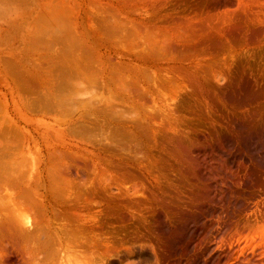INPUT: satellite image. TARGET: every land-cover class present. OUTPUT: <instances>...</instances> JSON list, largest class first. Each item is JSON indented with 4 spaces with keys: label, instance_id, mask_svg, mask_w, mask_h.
Returning a JSON list of instances; mask_svg holds the SVG:
<instances>
[{
    "label": "bare ground",
    "instance_id": "bare-ground-1",
    "mask_svg": "<svg viewBox=\"0 0 264 264\" xmlns=\"http://www.w3.org/2000/svg\"><path fill=\"white\" fill-rule=\"evenodd\" d=\"M88 2L132 43L88 70L69 264H264V0Z\"/></svg>",
    "mask_w": 264,
    "mask_h": 264
},
{
    "label": "rangeland",
    "instance_id": "rangeland-1",
    "mask_svg": "<svg viewBox=\"0 0 264 264\" xmlns=\"http://www.w3.org/2000/svg\"><path fill=\"white\" fill-rule=\"evenodd\" d=\"M88 3L0 0V260L3 246L15 243L17 256L36 264L50 252L55 260L46 264H69L72 136L87 127L88 70L99 87L110 49L132 43L122 33L105 39L96 8L98 24L89 22Z\"/></svg>",
    "mask_w": 264,
    "mask_h": 264
}]
</instances>
